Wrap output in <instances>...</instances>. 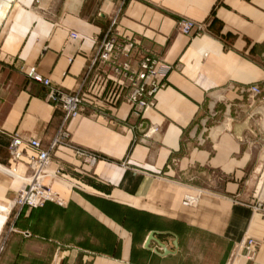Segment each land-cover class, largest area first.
I'll return each instance as SVG.
<instances>
[{
	"label": "crops",
	"instance_id": "0c3cea01",
	"mask_svg": "<svg viewBox=\"0 0 264 264\" xmlns=\"http://www.w3.org/2000/svg\"><path fill=\"white\" fill-rule=\"evenodd\" d=\"M6 5L0 232L15 230L0 264H264V95L250 91L264 81V0H128L121 9L120 0H0V10ZM115 17L121 34L171 66L167 86L153 107L135 111L124 97L70 119V138L46 168L66 202L10 215L26 183L7 169L29 172L26 155L11 158V137L47 146L63 119L29 71L63 91L95 94L109 74L92 58ZM185 18L205 23L206 33L183 34ZM75 148L100 159L88 165ZM248 237L259 243L252 259Z\"/></svg>",
	"mask_w": 264,
	"mask_h": 264
},
{
	"label": "built area",
	"instance_id": "2783aa9c",
	"mask_svg": "<svg viewBox=\"0 0 264 264\" xmlns=\"http://www.w3.org/2000/svg\"><path fill=\"white\" fill-rule=\"evenodd\" d=\"M128 0H120V9ZM179 30L185 35H203L206 33V24L192 19H181L178 22ZM74 39L79 37L77 32H71ZM99 65L109 74V81L99 84L98 91L89 95L82 90L66 92L52 85L50 78L42 75L36 69L29 71V76L49 88L50 99L63 110L62 123L49 145L45 146L38 137H22L17 134L11 137L9 154L16 162H22L27 156L28 174L21 175L26 185L19 189L11 200L10 215L15 209L24 207H40L52 201L63 205L66 200L55 189L47 178L50 173L46 171L51 163L54 151L70 138L67 124L70 119L83 115L88 109L92 113L98 110L113 108L117 102L126 98L135 111H140L156 104V94L167 86L166 76L171 69L170 65L160 64L157 52L145 46L133 35L121 34L117 29L115 17L104 38L98 43L92 66ZM253 95H264V81L253 83L250 86ZM90 106V107H89ZM28 149L31 152H28ZM74 154L88 165H94L100 156L83 148H75ZM12 174L17 169L12 168ZM20 178V177H19ZM198 195L187 194L186 201L190 204L197 202ZM10 225L6 232H0V257L5 250L10 232L14 231ZM258 241L248 237L243 243L244 256L252 259L257 254Z\"/></svg>",
	"mask_w": 264,
	"mask_h": 264
},
{
	"label": "rangeland",
	"instance_id": "374dc122",
	"mask_svg": "<svg viewBox=\"0 0 264 264\" xmlns=\"http://www.w3.org/2000/svg\"><path fill=\"white\" fill-rule=\"evenodd\" d=\"M5 2H7L8 3V1H5ZM8 7V5H6L3 9H1L0 11H1V13H3V12H5V9ZM0 13V14H1ZM9 172H11L12 173V170H9V169H7ZM20 177H22L21 176V174H20ZM9 206H10V204H9ZM239 254H242V253H240V251L238 250V251H236L235 253H234V255L233 256H238Z\"/></svg>",
	"mask_w": 264,
	"mask_h": 264
},
{
	"label": "water",
	"instance_id": "95a60500",
	"mask_svg": "<svg viewBox=\"0 0 264 264\" xmlns=\"http://www.w3.org/2000/svg\"><path fill=\"white\" fill-rule=\"evenodd\" d=\"M146 127H147V123H144V125H143V127H142V130L145 129ZM153 235H154L153 233L150 234V236H149V238H148V240H147V244L150 243V241H151L152 239H154V236H153Z\"/></svg>",
	"mask_w": 264,
	"mask_h": 264
},
{
	"label": "bare ground",
	"instance_id": "6f19581e",
	"mask_svg": "<svg viewBox=\"0 0 264 264\" xmlns=\"http://www.w3.org/2000/svg\"><path fill=\"white\" fill-rule=\"evenodd\" d=\"M20 177V176H19ZM22 179V177H20ZM10 207H11V202H10ZM234 261V260H233Z\"/></svg>",
	"mask_w": 264,
	"mask_h": 264
}]
</instances>
